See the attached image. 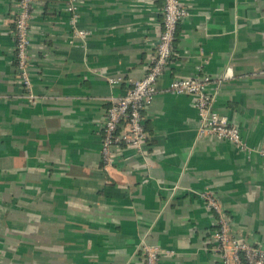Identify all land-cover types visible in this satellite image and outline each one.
<instances>
[{
	"label": "crops",
	"instance_id": "crops-1",
	"mask_svg": "<svg viewBox=\"0 0 264 264\" xmlns=\"http://www.w3.org/2000/svg\"><path fill=\"white\" fill-rule=\"evenodd\" d=\"M70 1L31 0L32 102L18 75L16 0H0V264H145L142 239L170 251L161 264H223L202 192L233 234L264 244V0H182L189 14L158 83L216 81L231 66L215 108L255 150L199 136L195 99L161 91L144 111V153L123 147L110 166L107 111L153 64L164 0H77L74 20Z\"/></svg>",
	"mask_w": 264,
	"mask_h": 264
},
{
	"label": "built area",
	"instance_id": "built-area-1",
	"mask_svg": "<svg viewBox=\"0 0 264 264\" xmlns=\"http://www.w3.org/2000/svg\"><path fill=\"white\" fill-rule=\"evenodd\" d=\"M77 0H71L68 10L77 17ZM31 0H16L14 11L15 51L18 75L24 86V96L32 102L40 99L33 92L30 73L31 45L30 18ZM189 14L182 0H164L162 8L163 29L156 46V57L144 77L130 79L124 95L114 97L107 111L104 122L101 154L106 166L112 165L119 150L127 147L144 153L147 147L148 132L144 122V111L161 91L173 94H186L195 99L200 125L199 136L214 135L228 140L243 149L253 151L242 137L238 126L231 123L229 117L215 108L219 86L223 79L233 75L232 67L228 66L221 79L213 81L207 74L192 77H176L165 88L159 87V80L170 68L175 54L174 45L178 25ZM84 35L86 31L79 30ZM264 72V70H263ZM112 84L122 81L120 77H108ZM216 82L215 87H211ZM264 156V145L256 149ZM199 195L205 205L216 214L217 229L213 236L216 241L213 250L219 255L223 264H264V244L248 242L244 237L235 235L231 230V218L225 209L210 192ZM144 252L145 264H161V256L170 251L142 239L140 243Z\"/></svg>",
	"mask_w": 264,
	"mask_h": 264
}]
</instances>
